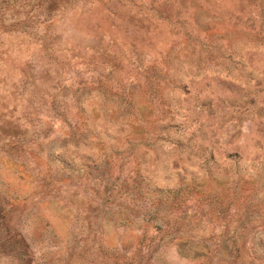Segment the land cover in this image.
Wrapping results in <instances>:
<instances>
[{"label":"rangeland","instance_id":"1","mask_svg":"<svg viewBox=\"0 0 264 264\" xmlns=\"http://www.w3.org/2000/svg\"><path fill=\"white\" fill-rule=\"evenodd\" d=\"M0 264H264V0H0Z\"/></svg>","mask_w":264,"mask_h":264}]
</instances>
